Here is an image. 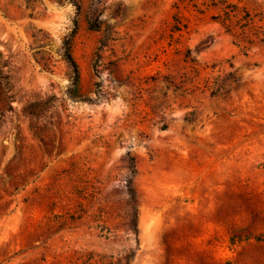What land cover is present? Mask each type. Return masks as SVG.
<instances>
[{
	"label": "rangeland",
	"instance_id": "obj_1",
	"mask_svg": "<svg viewBox=\"0 0 264 264\" xmlns=\"http://www.w3.org/2000/svg\"><path fill=\"white\" fill-rule=\"evenodd\" d=\"M200 4L107 0L96 77L84 13L0 0V264H264V45L244 54Z\"/></svg>",
	"mask_w": 264,
	"mask_h": 264
},
{
	"label": "trees",
	"instance_id": "obj_2",
	"mask_svg": "<svg viewBox=\"0 0 264 264\" xmlns=\"http://www.w3.org/2000/svg\"><path fill=\"white\" fill-rule=\"evenodd\" d=\"M26 1V8H29L30 0ZM52 2L61 3V4H72L75 8V12L77 15L84 13L86 29L91 32H99L100 38L97 41V46L94 53V58L92 61V70L96 77H99L101 74L100 66L102 65L103 54L106 51H112V44L117 40L113 27H109L105 20L101 19V16L104 14L106 10L107 0H86V3L83 0H50ZM201 6H205L206 8L212 10L214 13L211 15V22L217 24L222 30L223 33L230 38L233 39L232 44L241 49L244 54L247 53L250 49L255 46L264 45V17L262 14L252 15L244 6H240L238 2H233L232 0H201ZM196 10H198L196 5H193ZM75 35V31L71 34V36L65 39L61 44L60 49V57L66 63L69 69V80L72 85L76 86L79 82V73L77 65L72 56V39ZM35 40L39 42V48H42L45 45L46 36L38 39L36 36H33ZM187 59L196 66V62L193 58H190V50H187ZM112 58H114L112 56ZM112 62H117L115 61ZM228 67L231 69L232 65L228 63ZM44 69H48V65H43ZM211 72L217 69L218 73L223 68L221 63H213L209 67ZM195 72L196 69L194 68ZM230 75V73H227ZM6 77L0 73V87L5 86ZM219 75L214 78L206 79L205 81V89L209 93L210 97L216 95L219 84H218ZM163 81H158V78H151L150 81H146V84H152L153 87H156L158 83H162L166 90L172 89V91H180L181 84L168 81V79H162ZM141 92V89H138V94ZM166 126L163 125L162 129ZM131 163L128 166V174L125 177V180L129 178V176L135 175V165L133 163V159L130 161ZM262 170L264 171V163L261 165ZM128 193L133 197L134 193L128 184L126 187ZM77 219V217H72V220Z\"/></svg>",
	"mask_w": 264,
	"mask_h": 264
},
{
	"label": "bare ground",
	"instance_id": "obj_3",
	"mask_svg": "<svg viewBox=\"0 0 264 264\" xmlns=\"http://www.w3.org/2000/svg\"><path fill=\"white\" fill-rule=\"evenodd\" d=\"M149 239V238H148ZM149 241V240H148Z\"/></svg>",
	"mask_w": 264,
	"mask_h": 264
}]
</instances>
